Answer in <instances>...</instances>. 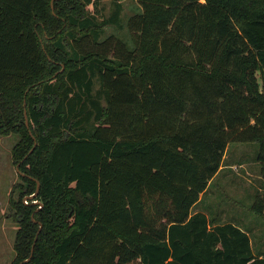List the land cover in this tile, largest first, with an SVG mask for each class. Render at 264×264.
<instances>
[{
  "label": "trees",
  "instance_id": "1",
  "mask_svg": "<svg viewBox=\"0 0 264 264\" xmlns=\"http://www.w3.org/2000/svg\"><path fill=\"white\" fill-rule=\"evenodd\" d=\"M121 1L99 20L93 0H0L20 264H264L248 231L193 213L232 143L259 144L264 182V0H135L126 21Z\"/></svg>",
  "mask_w": 264,
  "mask_h": 264
},
{
  "label": "rangeland",
  "instance_id": "2",
  "mask_svg": "<svg viewBox=\"0 0 264 264\" xmlns=\"http://www.w3.org/2000/svg\"><path fill=\"white\" fill-rule=\"evenodd\" d=\"M124 21L131 16L137 7L135 0H123ZM94 4V5H93ZM87 8L89 14L99 8L98 19L109 18L115 10L113 0H93ZM117 36L128 40L126 31H118L112 26L104 28L101 40L109 36ZM98 89V84L96 85ZM20 141L17 134L0 136V264H20L17 258V241L28 232L20 222L19 215L13 207L19 200L20 178L18 165L12 156V150ZM258 143H232L228 146L222 170L212 180L207 193L201 196L193 213L202 212L212 223L224 224L233 222L250 233L253 251L264 257V216H258L251 208L258 195L264 194V182L260 177V167L256 162L259 153ZM32 199L23 198L25 206H30ZM33 204L41 208L40 203ZM35 237L28 234L23 241L29 244L34 252Z\"/></svg>",
  "mask_w": 264,
  "mask_h": 264
},
{
  "label": "water",
  "instance_id": "3",
  "mask_svg": "<svg viewBox=\"0 0 264 264\" xmlns=\"http://www.w3.org/2000/svg\"><path fill=\"white\" fill-rule=\"evenodd\" d=\"M39 186V185H38ZM38 190H39V187L37 189V193H38ZM37 193H35L34 195L30 196L29 199H35L37 197ZM30 260V259H29ZM29 260L25 261V262H28Z\"/></svg>",
  "mask_w": 264,
  "mask_h": 264
},
{
  "label": "crops",
  "instance_id": "4",
  "mask_svg": "<svg viewBox=\"0 0 264 264\" xmlns=\"http://www.w3.org/2000/svg\"><path fill=\"white\" fill-rule=\"evenodd\" d=\"M210 186H211V183H210V185H209L208 189L210 188ZM202 197H203V196H202Z\"/></svg>",
  "mask_w": 264,
  "mask_h": 264
}]
</instances>
